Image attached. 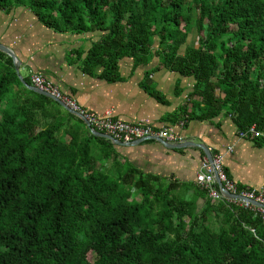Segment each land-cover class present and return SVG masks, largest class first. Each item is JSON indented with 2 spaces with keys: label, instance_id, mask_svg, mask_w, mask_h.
I'll use <instances>...</instances> for the list:
<instances>
[{
  "label": "trees",
  "instance_id": "trees-1",
  "mask_svg": "<svg viewBox=\"0 0 264 264\" xmlns=\"http://www.w3.org/2000/svg\"><path fill=\"white\" fill-rule=\"evenodd\" d=\"M18 8L97 33L69 57L89 78L114 85L123 60L135 72L157 59L139 86L162 104L154 75L191 79L172 125L223 116L264 134V0H0L2 14ZM121 148L25 90L0 52V264H264L260 214L145 173Z\"/></svg>",
  "mask_w": 264,
  "mask_h": 264
},
{
  "label": "crops",
  "instance_id": "crops-1",
  "mask_svg": "<svg viewBox=\"0 0 264 264\" xmlns=\"http://www.w3.org/2000/svg\"><path fill=\"white\" fill-rule=\"evenodd\" d=\"M75 36L50 30L34 16H0V43L20 61L18 74L21 78H28L32 74L46 77L81 109L96 116L111 110V117L122 122L153 129L173 127L180 143L203 146L212 158L223 155L222 170L239 190L264 187V141L240 138L233 121L223 116L212 122H192L187 126L182 123L172 125L166 120L167 116L186 103L187 94L193 86L191 79L173 76L166 71L154 75L153 86L166 97V104L159 103L139 86L145 71L158 64L157 59L147 69L138 67L135 72H132L130 61L129 74L126 75L121 72L120 64L121 80L107 85L83 75L77 65L70 64L69 57L73 50L89 48L78 47L79 40H75ZM91 39L81 36L84 42ZM65 48L68 49L65 51L68 61L62 58ZM139 70L143 76L134 80ZM176 85L181 89L178 94H174ZM121 149L122 157L130 160L139 170L191 186L196 185V174L202 161L207 159L204 150L199 147L169 149L154 140Z\"/></svg>",
  "mask_w": 264,
  "mask_h": 264
},
{
  "label": "built area",
  "instance_id": "built-area-1",
  "mask_svg": "<svg viewBox=\"0 0 264 264\" xmlns=\"http://www.w3.org/2000/svg\"><path fill=\"white\" fill-rule=\"evenodd\" d=\"M30 86L34 89L49 94L50 96L62 101L69 109L79 113L90 124V126L111 138L123 143H130L136 140H150L152 138H160L168 143H177L175 130L173 127L162 130L153 129L146 126H135L122 122L120 120H113L111 117L91 116L81 110L76 102L67 96H62L60 90L53 84H50L41 76L32 75L29 77ZM240 138L256 140L264 136L261 132L251 126L247 131L238 134ZM180 143V142H179ZM231 152V149H228ZM223 155H216L212 158L211 164L204 159L200 165L199 172L196 174L195 184L200 189L207 191L208 197L211 201L224 200L218 192L213 171L216 173L221 187L230 195L242 196L243 199H227L226 201L235 203L239 207L251 209L262 217L264 220V187L257 189L239 190L237 186L230 181L222 170ZM260 203L261 206H256L251 201ZM225 201V200H224Z\"/></svg>",
  "mask_w": 264,
  "mask_h": 264
},
{
  "label": "water",
  "instance_id": "water-1",
  "mask_svg": "<svg viewBox=\"0 0 264 264\" xmlns=\"http://www.w3.org/2000/svg\"><path fill=\"white\" fill-rule=\"evenodd\" d=\"M0 52L4 53L7 55V57L11 60V63H12V69H13V72L17 78V80L19 81V83L22 85V87L35 94V95H38V96H41V97H44V98H47L49 100H51L52 102H54L55 104H57L62 110H64L65 112H67L68 114L78 118L79 120H81L82 122H84L85 126L87 127V129L89 130V132L93 135V136H96L98 138H101V139H104V140H108L110 141L113 145L115 146H119V147H128V146H135V145H138L140 143H143L147 140H136V141H133V142H130V143H123V142H120L118 140H115L113 138H111L109 135H106V134H103L99 131H96L95 129H93L90 124L83 118L84 116H81L79 113L77 112H74L72 111L71 109H69L62 101L50 96L49 94L47 93H44V92H40L36 89H34L33 87L31 86H28L26 85L23 81H22V78L19 76L18 74V67L20 65V61L18 60V58L15 56V54L10 50L8 49L7 47H5L3 44L0 43ZM150 140H154L156 142H160L161 144H163L166 148H169V149H179V148H185V147H199L201 149L204 150L206 156H207V160L208 162L211 164L212 162V157H211V154L209 152H207L206 148L203 147V146H200V145H196V144H193V143H189V142H181V143H178V144H174V143H168L160 138H152ZM213 175H214V178H215V182H216V185L218 187V191H219V194L221 195L222 199L224 200H227V199H243L242 196H238V195H230L229 193H227L222 187H221V184L219 183L218 181V178H217V175L216 173L213 171ZM252 204L256 205V206H263L261 205L260 203L256 202V201H251Z\"/></svg>",
  "mask_w": 264,
  "mask_h": 264
},
{
  "label": "rangeland",
  "instance_id": "rangeland-1",
  "mask_svg": "<svg viewBox=\"0 0 264 264\" xmlns=\"http://www.w3.org/2000/svg\"><path fill=\"white\" fill-rule=\"evenodd\" d=\"M0 16H33L28 10H25V9H23V8H18V9H16V10H14L10 15H5V14H2V13H0ZM81 36H88V37H92V39L90 40V41H88V42H84V41H82L81 40ZM75 40H79V44H78V47H82V48H85V47H90L91 46V44L94 42V41H96V40H98V38H99V36L97 35V33H93V34H84V35H80V36H75V37H73ZM154 45V47L156 46V42L153 44ZM65 47V46H64ZM68 49L67 48H65V50H64V56L62 55L63 53H61L60 55H62V58L64 57V59L65 60H67L68 61V58H67V56H66V52L65 51H67ZM131 60H129V59H126L125 61H123L122 63H121V72L124 74V75H126V74H129V69H130V62ZM155 61V63L157 62L156 61V59L154 60ZM154 63V64H155ZM32 75H34V74H32ZM32 75H30V76H32ZM173 75V74H172ZM29 76V77H30ZM36 76H40V75H36ZM140 76H143V72H141L140 70L139 71H137L136 72V74H135V79L134 80H137L138 79V77H140ZM173 76H176V75H173ZM28 77V78H29ZM42 77V76H41ZM42 78H44V77H42ZM45 79V78H44ZM80 108V107H79ZM84 111V110H83ZM112 111L111 110H107V111H105V112H103V114L101 115V116H98V117H102V118H104V117H111L112 115ZM89 115H91V116H96L95 114H92V113H89ZM112 118V117H111ZM113 119V118H112ZM113 120H116V119H113ZM127 123V122H126ZM128 124H131V123H128ZM131 125H135V126H144V125H140V124H131ZM165 128H169V127H165ZM165 128H162V129H165ZM162 129H158V130H162ZM96 131H98V130H96ZM100 132V131H99ZM102 133V132H101ZM104 134V133H103ZM122 150V149H121ZM207 160V159H206ZM208 161V160H207Z\"/></svg>",
  "mask_w": 264,
  "mask_h": 264
}]
</instances>
